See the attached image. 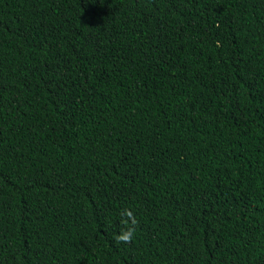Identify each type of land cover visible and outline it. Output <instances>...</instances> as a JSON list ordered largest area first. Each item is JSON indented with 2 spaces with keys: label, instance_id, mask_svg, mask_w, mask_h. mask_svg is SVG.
I'll return each instance as SVG.
<instances>
[{
  "label": "trees",
  "instance_id": "trees-1",
  "mask_svg": "<svg viewBox=\"0 0 264 264\" xmlns=\"http://www.w3.org/2000/svg\"><path fill=\"white\" fill-rule=\"evenodd\" d=\"M0 264H264V0H0Z\"/></svg>",
  "mask_w": 264,
  "mask_h": 264
},
{
  "label": "clouds",
  "instance_id": "clouds-1",
  "mask_svg": "<svg viewBox=\"0 0 264 264\" xmlns=\"http://www.w3.org/2000/svg\"><path fill=\"white\" fill-rule=\"evenodd\" d=\"M120 216L123 221V227L115 236L117 244H130L136 235L138 221L135 218V213L130 208L122 209Z\"/></svg>",
  "mask_w": 264,
  "mask_h": 264
}]
</instances>
